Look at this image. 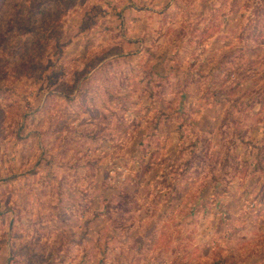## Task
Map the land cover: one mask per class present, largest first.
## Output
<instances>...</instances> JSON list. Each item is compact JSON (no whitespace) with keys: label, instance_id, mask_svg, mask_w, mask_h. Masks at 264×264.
I'll return each instance as SVG.
<instances>
[{"label":"rangeland","instance_id":"374dc122","mask_svg":"<svg viewBox=\"0 0 264 264\" xmlns=\"http://www.w3.org/2000/svg\"><path fill=\"white\" fill-rule=\"evenodd\" d=\"M57 4L0 78V264H264V0Z\"/></svg>","mask_w":264,"mask_h":264},{"label":"trees","instance_id":"16d2710c","mask_svg":"<svg viewBox=\"0 0 264 264\" xmlns=\"http://www.w3.org/2000/svg\"><path fill=\"white\" fill-rule=\"evenodd\" d=\"M38 5L39 10L35 11V2L29 8L25 3L22 4L21 0H0V78L10 71L8 57L15 55L22 47L24 43L23 35L41 31L39 28L41 23L33 22L30 13L39 17L45 14L51 15L58 7L57 0H41ZM32 43L36 45L33 49L37 50L40 42L33 40ZM25 60L29 65L36 59L31 51H28ZM224 262L225 260H222L216 264H224Z\"/></svg>","mask_w":264,"mask_h":264}]
</instances>
